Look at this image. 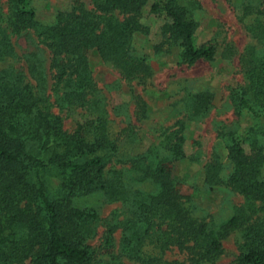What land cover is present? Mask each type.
Segmentation results:
<instances>
[{
	"label": "trees",
	"instance_id": "16d2710c",
	"mask_svg": "<svg viewBox=\"0 0 264 264\" xmlns=\"http://www.w3.org/2000/svg\"><path fill=\"white\" fill-rule=\"evenodd\" d=\"M148 1H152L150 11L166 20L161 40L153 47L156 52L178 46L186 65L215 59L214 44L195 43L197 22L179 0H93L92 8L78 4L58 12L50 24L36 19L30 0H0V61L15 54L12 35L35 36L50 53L54 86L61 91L55 97L57 105L96 113L67 131L61 116L50 110L38 58L33 54L24 58L27 71L37 80L35 86L22 69L0 70V264H92L96 252L87 240L96 213L74 206L72 198L94 192L109 202L128 204L122 252L142 264L161 261L145 251L146 246L160 253L177 246L197 260L211 261L222 250L221 240L239 227H244L243 243L232 264H264V228L251 221L252 214L264 210V52L249 47L241 55L248 85L232 100L250 114L254 124L238 136L227 135L226 156L232 171L222 183L241 193L245 201L217 229L189 215L185 196L172 175V162L184 155L180 129L169 133L164 146L167 154L147 151L128 160L138 174L134 179L147 182L149 189L133 187L121 170L111 168L117 145L103 110L92 98L95 84L87 52L95 49L125 79L147 78L151 68L146 55L135 49L133 36L150 30L141 21ZM257 13L264 14V5ZM248 31L264 44L262 21L254 20ZM35 87L42 93L35 92ZM210 96L202 92L193 101L190 108L195 115L206 108ZM135 99L137 111L143 114L144 101L139 95ZM217 156L204 166L207 183L220 182ZM52 176L57 177L56 184Z\"/></svg>",
	"mask_w": 264,
	"mask_h": 264
},
{
	"label": "rangeland",
	"instance_id": "374dc122",
	"mask_svg": "<svg viewBox=\"0 0 264 264\" xmlns=\"http://www.w3.org/2000/svg\"><path fill=\"white\" fill-rule=\"evenodd\" d=\"M39 22L50 24L60 11H69L78 4L93 7V0H30ZM187 6L197 22L194 40L197 45L211 42L216 46L215 59L198 60L191 65L181 62V49L172 47L166 52H156L154 44L161 40V26L166 21L161 14L150 11L152 1L143 7L142 22L149 26L147 34L135 33L133 44L140 54H145L151 74L143 81L125 79L111 62L100 58L95 49L87 52L90 76L95 84L92 98L103 110V116L117 150L111 168L121 170L125 182L135 188L149 189L147 182H137L138 174L130 168L128 160L147 151L167 154L166 139L171 131L180 129L185 140L182 144L184 155L171 164L172 175L179 183L185 196L184 206L189 215L198 221L217 229L227 220L236 207L243 204L244 196L225 186L232 171L226 156V137L230 133L238 136L254 124V119L245 110H239L233 95L248 85L245 65L240 61L245 49L253 47L257 53L264 52V44L248 31L254 20L264 23V14H258L264 0H179ZM15 54L0 61V70L15 68L23 70L26 80L36 85L26 69L24 58L33 54L42 63V77L45 93L49 95L50 110L61 116L63 127L73 131L78 123L96 116L84 107H59L55 97L61 95L55 85V71L50 65L48 48L33 35H12ZM42 93L41 89L34 88ZM210 93V101L200 113L192 112L190 105L202 92ZM139 95L145 103L144 113L136 109L135 97ZM264 146V135H261ZM248 150V143H244ZM220 163V182L207 183L204 166L210 160ZM264 176V163L261 168ZM57 177L52 176V184ZM72 204L81 209L92 210L96 219L91 224L87 240L96 252L92 264H142L138 259L122 252V238L128 231L122 224L128 216V204L122 201L109 202L100 192L78 195ZM259 206L256 203L255 208ZM264 228V210L259 209L251 216ZM244 227L230 231L221 240V252L211 261L197 260L189 250L172 246L160 253L158 249L144 247L145 251L161 261L182 264H232L243 243ZM23 264H29L27 261Z\"/></svg>",
	"mask_w": 264,
	"mask_h": 264
}]
</instances>
